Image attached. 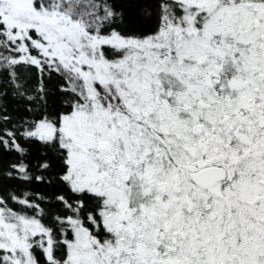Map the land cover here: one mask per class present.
Returning a JSON list of instances; mask_svg holds the SVG:
<instances>
[{
	"label": "snow or ice",
	"instance_id": "snow-or-ice-1",
	"mask_svg": "<svg viewBox=\"0 0 264 264\" xmlns=\"http://www.w3.org/2000/svg\"><path fill=\"white\" fill-rule=\"evenodd\" d=\"M0 264H264V0H0Z\"/></svg>",
	"mask_w": 264,
	"mask_h": 264
}]
</instances>
